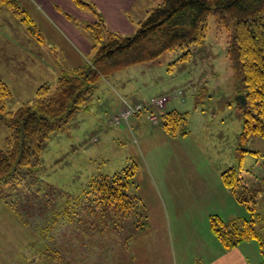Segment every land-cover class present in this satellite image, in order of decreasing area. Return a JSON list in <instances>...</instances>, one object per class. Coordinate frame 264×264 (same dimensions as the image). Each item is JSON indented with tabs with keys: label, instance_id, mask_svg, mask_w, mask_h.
Wrapping results in <instances>:
<instances>
[{
	"label": "rangeland",
	"instance_id": "rangeland-1",
	"mask_svg": "<svg viewBox=\"0 0 264 264\" xmlns=\"http://www.w3.org/2000/svg\"><path fill=\"white\" fill-rule=\"evenodd\" d=\"M18 1L33 19L34 30L30 31L27 22L8 8L0 10V82L8 84L10 90L5 93L0 86V148L10 134L4 114L24 102L34 103L37 87L45 82L50 83L51 91L55 90L57 72L50 63L61 74V69L79 62L70 41L55 30L63 28L51 13L34 0ZM162 1L146 0L151 8ZM63 12L80 28L98 20L95 14L94 19H83L73 12ZM87 33L92 38L88 29ZM228 40V31L217 27L215 17L210 16L206 39L191 47L194 55L189 61L179 60L182 50L168 51L101 78L88 107L81 108L48 139L39 165L43 183H33L30 188L44 190L51 184L66 195L81 196L92 175L133 167L136 174L128 193L141 198L138 211L147 223L121 229L102 227L96 234V245L114 247L111 238L129 235L128 254L133 264H204L212 249L211 217L226 221L238 218H224L231 210L224 201L221 173L216 177L213 173L242 167L255 175L256 180L250 174L244 177L251 189H260L256 227L264 235V138L252 135L240 141L242 111L238 96L242 93L238 92L237 75L228 55ZM93 55L94 51L87 57L79 54L85 63ZM178 90L183 91V97H174L166 106L187 112V134H167L161 123L154 124L147 113L130 116L121 124L112 121L124 109L125 100L146 101ZM28 183L24 181L23 187ZM10 193L7 188L0 189V264H59L54 255L51 259L48 247L53 241L56 245L61 241L62 245L67 240L63 218L56 227L44 230L49 215L23 213L21 204L11 203L15 194ZM66 195L57 198V208L64 210ZM234 211L238 215L244 212L240 219L250 216L242 203ZM250 241L247 246L252 261L262 260L259 264H263L258 241ZM97 246L94 253L99 250ZM107 249L91 257L85 255L82 261L117 264L112 250Z\"/></svg>",
	"mask_w": 264,
	"mask_h": 264
},
{
	"label": "trees",
	"instance_id": "trees-1",
	"mask_svg": "<svg viewBox=\"0 0 264 264\" xmlns=\"http://www.w3.org/2000/svg\"><path fill=\"white\" fill-rule=\"evenodd\" d=\"M73 1L98 18L86 25L94 40V55L82 65L61 69L54 91L50 83H43L37 88L34 103L24 102L15 111L4 114L10 134L0 148V189L7 188L10 194H15L11 203L21 204L23 213L49 215L44 230L56 227L63 218L67 240L62 245L61 241L58 245L53 241L48 247L51 259L54 255L59 264H93L82 261L85 255L91 257L107 247L117 264H133L128 254L132 239L129 235L111 238L115 240L114 247L97 246L95 239L102 227L121 229L147 223L138 211L141 198L128 193L135 169L124 167L111 174L92 175L81 196L66 195L51 184L44 186V190L33 189L30 188L33 183H43L39 165L47 141L81 108L88 107L96 84L104 76L131 64L159 58L168 51L182 50L179 60L189 61L194 55L191 47L206 39L210 16L215 17L217 27L228 31V55L237 75V89L246 97V104L238 102L242 111L240 141L245 142L252 135L264 138V0H163L128 36L108 30L93 4ZM4 7L26 21L30 31L34 30L33 19L18 0H0V10ZM0 86L10 93L8 84L1 81ZM187 121V112L171 109L162 111L159 123L169 135L177 136L188 133ZM251 172L229 167L221 173L224 184L250 216L227 221L212 216L211 228L225 249L257 240L264 264V235L256 227L259 218L256 197L260 189L256 186L251 189L244 178L247 174L254 178ZM261 175L264 176V171ZM24 181L30 183L23 187ZM64 195L67 202L62 210L61 206L57 208V198ZM94 246L99 248L95 253Z\"/></svg>",
	"mask_w": 264,
	"mask_h": 264
},
{
	"label": "crops",
	"instance_id": "crops-1",
	"mask_svg": "<svg viewBox=\"0 0 264 264\" xmlns=\"http://www.w3.org/2000/svg\"><path fill=\"white\" fill-rule=\"evenodd\" d=\"M34 4H38L39 7L45 8L47 11L51 13L56 22L63 28H53L58 31V34L66 41H70V45L75 51V54L78 58V63L72 65L71 67L79 66L85 63L81 62V58L79 54L85 55L87 57L94 51V40L90 38L87 33V29L80 28L75 26L72 21L67 19L65 12L63 10H67L77 14V18L83 19H94V14H88V12H84L78 5L75 4L73 0H34ZM93 4L97 11L101 14L104 19L105 25L107 28L114 30V32L120 33L122 35H132L138 28L139 22L144 19L151 8L150 4H147L146 0H84ZM96 17V16H95ZM97 18V17H96ZM54 27V21H53ZM69 43V42H68ZM56 44V43H55ZM90 57H88V60ZM50 66L53 67L57 72V79L59 78L60 70L58 67L50 63ZM46 83V82H45ZM42 85V84H41ZM40 86V85H39ZM38 86V87H39ZM37 87V88H38ZM37 91V89H36ZM178 96H173L171 99ZM170 101V100H169ZM168 101V102H169ZM165 111L176 109V108H168L165 107ZM178 110V109H177ZM180 111V110H179ZM138 117H141L138 116ZM165 131V130H164ZM166 132V131H165ZM167 133V132H166ZM168 134V133H167ZM94 141H98L97 138ZM228 169V168H227ZM226 170V169H225ZM222 171H217L213 173V176L219 175ZM195 173V172H194ZM198 173H195L197 175ZM223 180V179H222ZM224 190L226 193L225 203L228 204V208L231 210L228 215L224 218H232V217H240L243 216V213H239V215L234 211V208L240 204L237 202V199L234 197L231 190L224 184ZM192 190L194 193V188L192 186ZM210 242H212V249L208 253L209 256L204 262V264H259L262 260L252 261V251L248 250V246L250 245V240L240 243L237 247L232 249H225L220 241L213 234L210 238ZM251 247V246H249ZM259 247V246H258Z\"/></svg>",
	"mask_w": 264,
	"mask_h": 264
},
{
	"label": "built area",
	"instance_id": "built-area-1",
	"mask_svg": "<svg viewBox=\"0 0 264 264\" xmlns=\"http://www.w3.org/2000/svg\"><path fill=\"white\" fill-rule=\"evenodd\" d=\"M173 93H164L152 96L147 101L135 100L132 103L123 101L122 106L124 109L119 113L115 114L112 118L114 124H121L127 122L130 116L138 115L141 113H147L148 118L154 123L159 124L160 114L164 110L167 102L171 100L173 96H183V91L178 90Z\"/></svg>",
	"mask_w": 264,
	"mask_h": 264
},
{
	"label": "water",
	"instance_id": "water-1",
	"mask_svg": "<svg viewBox=\"0 0 264 264\" xmlns=\"http://www.w3.org/2000/svg\"><path fill=\"white\" fill-rule=\"evenodd\" d=\"M238 100L242 103V104H246V97L244 94H241L240 96H238Z\"/></svg>",
	"mask_w": 264,
	"mask_h": 264
}]
</instances>
